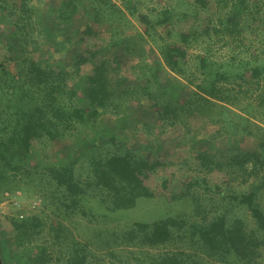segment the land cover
Wrapping results in <instances>:
<instances>
[{
  "label": "trees",
  "instance_id": "16d2710c",
  "mask_svg": "<svg viewBox=\"0 0 264 264\" xmlns=\"http://www.w3.org/2000/svg\"><path fill=\"white\" fill-rule=\"evenodd\" d=\"M46 2L0 0V22L11 37L0 43V195L20 191L39 200L38 210L21 208L8 217L14 236L6 247L13 262L263 264L264 147H242L241 141L264 142V126L235 107L237 98L224 84L246 75L264 78V57L219 60L208 49L240 31L243 36L252 19H264L258 5L242 15L247 0H201L213 17L204 52L191 65L187 44L196 33L174 31L176 38L167 41L156 31L178 13L174 8L145 12L138 0ZM128 14L144 25L145 35L135 32ZM75 19L104 30L90 44V54L76 50L67 58L60 53L79 38ZM146 35L165 66L149 57ZM43 43L49 47L36 57ZM124 57L136 58L130 77L121 72ZM87 63L90 70L84 71ZM106 116L115 119V129L105 126ZM127 126L152 138L171 127L200 140L190 137L189 156L176 162L155 142L130 144ZM82 130H91L92 143L79 166L74 152L33 157L55 140H75ZM214 174L222 177L220 183L212 181ZM157 175V187L170 190L186 210L103 231L106 219L155 196ZM234 208L245 209L251 223L233 215ZM81 220L96 224L94 241L77 238ZM91 243L99 252L91 251ZM5 253L0 243L8 264Z\"/></svg>",
  "mask_w": 264,
  "mask_h": 264
},
{
  "label": "rangeland",
  "instance_id": "374dc122",
  "mask_svg": "<svg viewBox=\"0 0 264 264\" xmlns=\"http://www.w3.org/2000/svg\"><path fill=\"white\" fill-rule=\"evenodd\" d=\"M51 1L56 5L57 0H47L46 3L49 4ZM114 1L117 4H122L121 0ZM187 1L188 2L185 4H180L176 0H138V4L145 12H149L151 8H154L155 11H157L164 7L174 8L175 11L178 12L174 14L166 24L159 25L156 31L159 36L163 37V40L167 41H173L174 38H176L174 36V31H181L184 34L188 33L189 35H192V33H196L197 38L193 39L192 43L187 44V56L190 58V64L195 65V62L197 61L196 56L200 57V55L204 52L203 47L207 44L206 41L208 40L209 36L206 33L208 28L207 25H211L212 22H210V20L213 16L212 14H210V11H212V9L207 11L205 7L201 5V0ZM205 1L208 3L214 0ZM256 4L260 8V12L264 13V0H247L246 4L244 5V11L242 12V15H246L247 13H249L248 11L253 10ZM191 7L196 9L193 10V8L191 9ZM183 10L188 11L186 15H181L179 13ZM127 16L135 25V32L145 35L146 28L144 27V25L140 23L133 15L128 14ZM74 25L75 28L80 30L79 38H76V40L74 39L75 42L71 44L69 50H63L60 53L61 56L67 58L72 51L76 52V50L77 52L80 51L90 54L89 52L93 50L90 47V44L95 41L97 33L104 30L103 27L100 29L94 24L86 25L80 20L76 19L74 20ZM248 25L249 26L246 27V33L243 36L242 32L240 31L238 35L230 37L229 42L227 43L226 41H214V45L210 44L208 49L211 51V53H213V57L218 58L219 60H223L229 57H236V59L242 57H264V19H261V17H256L252 19V21L248 23ZM146 37V41L148 44H150V49H152L148 50L147 52L149 54V57L152 59L153 55L157 59H160V61L164 64V58L156 48V44L154 43V41L150 40L148 35H146ZM10 39L11 37L9 27L4 22H0V43L6 44ZM57 39L62 40V37H59ZM47 46L49 47V44H41L39 48L34 50V55L36 57H40L41 55L44 56L43 50H45ZM153 50L155 51L153 52ZM135 60L136 58H122L121 72L124 75L129 77L132 76L130 65L134 63ZM83 70L89 71L90 63L85 64ZM181 80L184 81L185 85H188L186 79L181 78ZM224 85H227V87H229L230 89V92L233 93V95H235V97L237 98L235 102L238 103L239 106L237 105L235 107H241V111L245 108L251 119L264 126V119L262 120V118L258 117L261 116L259 109L262 108L261 106H263L264 104L263 102V104L259 106L260 102L264 100V78L246 75L242 78L236 79V81L234 82L225 83ZM104 122L105 126L108 129L113 130L116 128L114 126V118L106 116ZM128 123L131 124L132 121ZM127 130L131 131V133L129 134V143L133 144V146L138 145L144 147L148 146L152 142H155L163 149V151H166L168 157L176 162L184 161L189 156V152L193 147L190 143V137H192V141L194 140L195 142L200 140L197 137L198 135L196 134H184L182 130L174 129L171 127L164 130L161 134L152 135L155 138L149 137L139 129H134L132 127L130 128L129 126L124 128V131ZM107 132L112 133L114 131L111 132L110 130H107ZM91 134V130H82L75 140L71 138H68L66 140H55L47 147V149H37L33 157L40 160H47L49 157H56L61 151H63V153L74 152V154L79 155L77 162L78 165L80 161H82L81 156L86 149L85 147H88V145L91 146L92 142H90L91 140L89 141V138H91L92 136ZM115 134H117L115 135L116 137L121 136L118 135V132H115ZM86 138H88V141H83V139ZM214 146L215 144L212 145V147ZM241 146L261 149L264 147V142L262 140H256L254 137H250L248 139H243L241 141ZM88 148L86 150H89ZM82 163H84V161H82ZM171 168H174L176 170V168H178V165H175ZM158 179L159 175H157L156 179H154V185L159 183ZM212 179L213 182L217 183H220L222 181V177L218 174H214L212 176ZM201 192L202 191H200V193ZM214 198H216V196H214ZM261 202L264 206V194L262 196ZM21 208H23L26 213L29 211H36L39 209V200L33 198L30 195H23L20 191H16L15 195L2 196L0 199V243L5 249V258L8 264H17L15 261L13 262V259L9 256L11 250L6 247L7 245H10L11 240L14 236V230L11 227L8 217L10 215H16L18 209ZM186 208L187 207L184 203L179 202L178 200H172L170 190L161 189L156 185L155 196L152 199L141 198L135 206L128 208L120 213H116L117 215H113L110 218L106 219V222L102 223L101 226L106 227L102 229L103 231L105 230L111 232L112 230H119L129 226V224H131L134 220H151L162 215H175V213L186 210ZM232 213L233 215L240 216L247 222L251 223V217L245 209L234 208ZM79 223H77V229H74L77 238L82 241H85L86 238H88V240L90 239V241H94L93 238L90 237L91 234L94 233V227L96 224L94 222L86 223L83 220H81ZM95 247L96 246L91 243V251L99 252L98 248ZM104 256L105 259H107L106 261H108V256ZM15 258H17V256H15Z\"/></svg>",
  "mask_w": 264,
  "mask_h": 264
},
{
  "label": "water",
  "instance_id": "95a60500",
  "mask_svg": "<svg viewBox=\"0 0 264 264\" xmlns=\"http://www.w3.org/2000/svg\"><path fill=\"white\" fill-rule=\"evenodd\" d=\"M0 264H3V262H2V258H1V255H0Z\"/></svg>",
  "mask_w": 264,
  "mask_h": 264
}]
</instances>
